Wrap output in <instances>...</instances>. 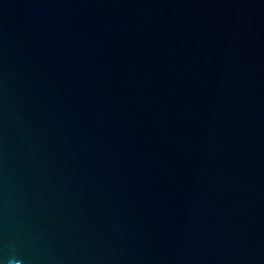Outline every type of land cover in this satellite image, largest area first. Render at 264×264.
I'll return each instance as SVG.
<instances>
[{
    "label": "water",
    "instance_id": "95a60500",
    "mask_svg": "<svg viewBox=\"0 0 264 264\" xmlns=\"http://www.w3.org/2000/svg\"><path fill=\"white\" fill-rule=\"evenodd\" d=\"M0 264H264V0H0Z\"/></svg>",
    "mask_w": 264,
    "mask_h": 264
}]
</instances>
